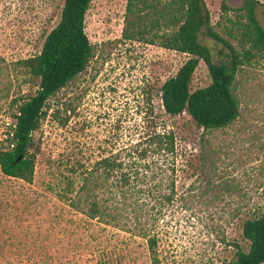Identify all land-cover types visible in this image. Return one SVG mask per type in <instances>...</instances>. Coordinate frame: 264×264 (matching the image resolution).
Masks as SVG:
<instances>
[{"label":"rangeland","instance_id":"1","mask_svg":"<svg viewBox=\"0 0 264 264\" xmlns=\"http://www.w3.org/2000/svg\"><path fill=\"white\" fill-rule=\"evenodd\" d=\"M245 1L206 0L223 36ZM259 2L264 27V0ZM63 4L0 0V148L15 123L12 100L38 89L18 61L40 53ZM126 6L127 0H92L86 32L94 56L47 102L31 149L37 153L33 182L0 168V264H151L148 236L154 235L161 264H230L236 244L250 247L243 224L264 213V60L238 72L240 116L204 133L189 115H169L162 101V84L189 56L122 39ZM209 83L201 63L192 88ZM155 131L175 132L176 153H149L141 169L155 176L149 184L174 171L176 190L171 202L162 198L170 189L148 197L149 213L141 218L148 222L147 237L134 230L139 222L132 214L115 226L72 206L85 169L117 152L141 151Z\"/></svg>","mask_w":264,"mask_h":264},{"label":"trees","instance_id":"2","mask_svg":"<svg viewBox=\"0 0 264 264\" xmlns=\"http://www.w3.org/2000/svg\"><path fill=\"white\" fill-rule=\"evenodd\" d=\"M91 3L64 0L60 20L46 35L40 53L18 61V66L38 82V89L30 97L12 100L15 123L3 139L7 146L0 148V168L7 176L28 183L34 180L37 153H31V149L34 133L46 116L47 102L82 73L94 56L86 32ZM258 5L259 0H246L236 8L239 19L231 20L225 37L215 29L206 0H127L122 39L189 56L161 86L163 106L169 115H189L204 133L223 129L240 116L241 104L234 92L238 72L256 58L264 60V27L257 17ZM223 8L228 9L225 5ZM201 63L208 68L210 83L193 89V77ZM148 136L141 151L125 156L117 152L85 169L72 206L91 219L115 226L133 217L139 222L134 230L147 237L148 222L141 223L143 212L149 213L147 199L170 189L169 194L160 196L171 202L176 174L173 171L160 183L149 184L155 176L144 172L140 162L149 153L175 155L177 145L173 131H155ZM242 234L250 247L245 251L236 244L230 264H264V213L246 219ZM157 247L156 235L148 236L151 264H161Z\"/></svg>","mask_w":264,"mask_h":264}]
</instances>
